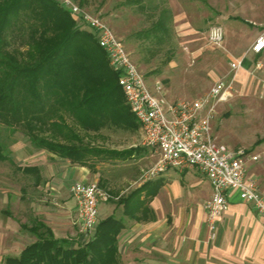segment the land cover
<instances>
[{
  "label": "rangeland",
  "instance_id": "obj_1",
  "mask_svg": "<svg viewBox=\"0 0 264 264\" xmlns=\"http://www.w3.org/2000/svg\"><path fill=\"white\" fill-rule=\"evenodd\" d=\"M73 1L105 21L124 44L148 88L169 103L203 97L218 79L225 77L232 81L234 78L228 98L216 108L212 135L217 143L231 150L260 155L257 161H246V174L256 179L264 193V54L252 57L248 53L251 42L264 31V0ZM71 19L77 29L88 31ZM159 19L165 32L154 30ZM215 27L224 35L220 48H213L208 42L209 31ZM234 58L243 59L242 67L236 72L229 69ZM100 135L91 140L94 146L144 148L141 158L124 162L122 169L128 174L138 170L139 182L151 177L147 172L157 163L159 155L142 146L138 133L104 129ZM0 144L6 147L2 153H9L16 166L40 165L41 179L35 184L33 176L0 161V188L11 191L7 211L16 225L29 227L40 220L54 230L56 237L67 235L74 245L83 243L78 233V212L72 213L69 222L72 232L63 229L58 234V226L63 224L64 203L69 196L63 184H58L57 160L46 151L34 149L22 132L10 133L2 125ZM29 156L40 159L24 163ZM20 235L12 254L35 241L26 231H20ZM5 255L0 254V264Z\"/></svg>",
  "mask_w": 264,
  "mask_h": 264
},
{
  "label": "trees",
  "instance_id": "obj_2",
  "mask_svg": "<svg viewBox=\"0 0 264 264\" xmlns=\"http://www.w3.org/2000/svg\"><path fill=\"white\" fill-rule=\"evenodd\" d=\"M154 28L166 31L161 19ZM117 78L94 35L77 29L60 1L0 0V125L10 133L20 131L34 149L92 170L98 162L133 158L140 149L91 142L103 129L138 131ZM5 148L0 144V161L38 184V167L16 166ZM20 226L35 241L5 264H120L123 224L113 216L100 220L79 245L56 238L40 220Z\"/></svg>",
  "mask_w": 264,
  "mask_h": 264
},
{
  "label": "crops",
  "instance_id": "obj_3",
  "mask_svg": "<svg viewBox=\"0 0 264 264\" xmlns=\"http://www.w3.org/2000/svg\"><path fill=\"white\" fill-rule=\"evenodd\" d=\"M261 55L250 54L252 57ZM136 133L142 140L140 128L132 134ZM142 146L157 153L144 144ZM128 148L140 149L131 159L141 158L145 153L144 148L136 145ZM128 148L107 149L122 151ZM49 156L57 160L58 184H63L69 196L64 203L63 224L58 226V234H62L63 229L72 232L69 222L72 213L78 212L71 193L72 186L75 183H94L108 195V200L98 205V222L113 216L123 224L117 237L120 264H264V218L259 217L250 204L240 200L238 194L232 191L228 194L227 211L216 219L211 230L203 209L211 196V186L195 169H168L155 176L149 177L148 174V179L139 182L138 170L128 174L122 169L128 160L98 162L92 170L50 153ZM39 159V156H29L23 162ZM39 166L32 165L40 171ZM247 177L256 181L251 175ZM11 197L8 188H0V254L6 253L3 264L7 257H18L27 246L12 254L18 243L16 239L21 238L20 231L26 230L21 228L22 224L16 225L7 211ZM80 237L83 243L89 239L82 234ZM56 238L74 243L67 235Z\"/></svg>",
  "mask_w": 264,
  "mask_h": 264
},
{
  "label": "built area",
  "instance_id": "obj_4",
  "mask_svg": "<svg viewBox=\"0 0 264 264\" xmlns=\"http://www.w3.org/2000/svg\"><path fill=\"white\" fill-rule=\"evenodd\" d=\"M60 3L94 35L109 67L118 75L117 83L139 124L143 144L159 155L149 176L168 169H195L204 176L211 186V196L203 205L211 230L216 219L227 211L228 194L232 191L264 218V193L246 174V161H257L260 155L231 150L217 143L212 135L216 108L228 98L234 78L232 81L225 77L218 79L203 97L169 103L148 88L122 41L99 16L82 9L73 0H60ZM223 37L222 30L215 27L209 31L208 42L213 48H220ZM248 53H264V31L259 33ZM242 63L243 59L232 61L230 71H238ZM71 193L77 205L79 232L89 237L98 222V205L107 201L108 195L94 183H75Z\"/></svg>",
  "mask_w": 264,
  "mask_h": 264
}]
</instances>
